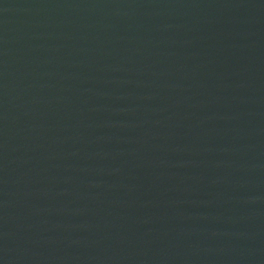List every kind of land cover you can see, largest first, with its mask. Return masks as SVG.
I'll list each match as a JSON object with an SVG mask.
<instances>
[{"label": "water", "instance_id": "water-1", "mask_svg": "<svg viewBox=\"0 0 264 264\" xmlns=\"http://www.w3.org/2000/svg\"><path fill=\"white\" fill-rule=\"evenodd\" d=\"M0 264H264V0H0Z\"/></svg>", "mask_w": 264, "mask_h": 264}]
</instances>
